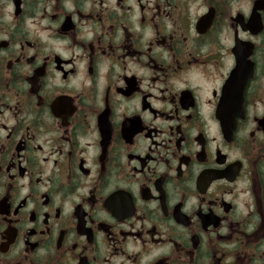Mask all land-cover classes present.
<instances>
[{"label":"flooded vegetation","instance_id":"1","mask_svg":"<svg viewBox=\"0 0 264 264\" xmlns=\"http://www.w3.org/2000/svg\"><path fill=\"white\" fill-rule=\"evenodd\" d=\"M0 264H264V0H0Z\"/></svg>","mask_w":264,"mask_h":264}]
</instances>
